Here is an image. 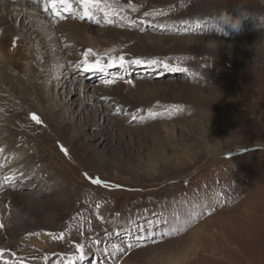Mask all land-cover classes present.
<instances>
[{
    "label": "rangeland",
    "instance_id": "rangeland-1",
    "mask_svg": "<svg viewBox=\"0 0 264 264\" xmlns=\"http://www.w3.org/2000/svg\"><path fill=\"white\" fill-rule=\"evenodd\" d=\"M109 1L129 18L109 24L97 14L93 22L76 21L82 36L63 30L46 37L30 25V37L21 38L0 24V69L17 82L11 99H0V135L32 161L17 172L23 156L0 152V166L16 171L14 180L3 175L0 181L28 186L25 191L51 181L49 191L68 198L45 232L51 239L44 248L38 237H27L18 243L29 251L13 257L21 264H66L81 244L85 259L76 264H150L151 258L164 264L187 253L185 264H264V0ZM237 15L242 28L231 34L222 17ZM195 20L202 25L186 32ZM177 23L179 30L168 29ZM52 46L65 48V55L51 53ZM88 49L96 53L90 62L123 55L170 67L85 73L75 65ZM117 75L124 79L103 83ZM94 133L107 140L102 144ZM97 178L109 187L91 182ZM97 252L103 257L95 258Z\"/></svg>",
    "mask_w": 264,
    "mask_h": 264
},
{
    "label": "bare ground",
    "instance_id": "bare-ground-1",
    "mask_svg": "<svg viewBox=\"0 0 264 264\" xmlns=\"http://www.w3.org/2000/svg\"><path fill=\"white\" fill-rule=\"evenodd\" d=\"M35 2H36L35 0H18L17 2H12L11 0H0V21H1L0 24L4 23L6 25H9L8 30L12 31V33L15 37L19 36L21 38H24L25 34H27V37H30L28 35L29 34L28 29H29L30 25H35V28L38 31H40V33H46L47 34L46 37L52 36L54 33H55L54 35H57L56 33H58V32L63 33V32H61L63 30L64 31L69 30L72 32V34H74V32L76 31L78 34H81V36H82L83 30L80 27V25L78 23H76V21H82V24H86L87 22L95 21V19H93V20H87V19L81 20V19H79V16L83 13V8L78 3V0H69V2L72 4V10L74 11L76 18H73V16H68L69 13L64 11L63 5H60V4L57 5L58 13L56 15H54L53 10L50 7V5L48 8V12L44 11V7L48 3V0H38L39 5H37ZM109 2H110L109 3V5H110V8H109L110 16H109V18L112 21H115L114 20L115 18L116 19L117 18H119V19L120 18H123V19L129 18V16H130L129 12L125 11L119 5L112 3V1H109ZM97 14H99V16L102 17L103 23H107L103 13H96V16H97ZM60 16H63L65 18L61 19ZM73 19H75V20H73ZM126 21L129 22V20H126ZM102 22H98V23H102ZM233 22L239 23V26L236 29H233L232 27L228 28V30H230L231 34H234V33L238 32L239 30H241V28H242V24H241L242 17L239 15L234 16ZM9 23L11 24V26ZM178 23L181 26L187 25L183 21H179ZM178 23H177V26H175V25L170 26L169 25L168 29L179 30L178 29V25H179ZM201 25L202 24H201L200 20H195L192 22L191 27L186 26V28H183V29H186L185 30L186 32H191L194 30V28L196 30L198 28V26H201ZM209 25H213L215 29L216 28L220 29L221 26L223 27V25H221V24L214 25V23H212V22H210ZM87 28L90 29L89 26H87ZM212 30L213 29H211V31ZM185 31L183 30V32H185ZM0 32H1V30H0ZM15 33L19 34V35H16ZM9 34H10L9 37H11L10 32H9ZM0 37L3 38L4 36L0 34ZM59 38H60V36H59ZM82 38H84V37H82ZM47 39L45 38V42H47L48 45H50L51 41L49 43V41ZM71 39H73V38H71ZM68 41H69V39H68ZM74 41H76V39ZM61 43H63V42H61ZM73 44L76 45L74 42H73ZM98 44H99V42H98ZM49 49L51 50V53L56 51V53L58 55H65V51H66V49L62 48L61 46L60 47H53L52 46ZM43 55H44V53H43ZM58 55H55V56L58 57ZM42 68H40V67L37 68L38 73H36V74H37L38 80H40V79L44 80L45 79V78H43L44 73H45V72L43 73V71H45V70H43L44 68L43 69ZM0 78H1L0 99H2V98L11 99L10 94H13V92H14L13 87H14L15 82H16L13 78V75L11 74V72L9 70H8V72H5V71H3V69H0ZM24 78H23V80H24ZM5 81H6V83H10V81H11L10 86L7 88L5 87V85H6ZM29 82L31 83V81H29ZM39 82H41V81H39ZM16 85H17V82H16ZM2 88L4 90L7 89V91H3ZM112 90L115 94H118L116 92L117 90L115 89V87H113ZM23 93H25V92H23ZM16 97L18 98V96H16ZM51 108H49V110L52 113L51 114L52 119L59 121L58 119H61V116L59 115V113L55 114L53 112L55 109L52 110ZM96 109H98V108L96 107ZM100 113H105V111L104 112L100 111L99 114ZM101 119H103V114L102 115L100 114L98 116V118L96 119V121L99 122ZM110 120H111V118H110ZM97 124H98L97 122L92 123V125H96V126H97ZM89 127H91V126H89ZM61 128L62 129H60V130L62 131L63 135L65 137H69L70 136V128L68 126H63ZM96 135L100 139L102 144L107 140L106 134H99L98 135V134L94 133L92 135L93 138L97 139ZM11 141L12 140H10L9 138H5L3 135H0V149H3L2 152H7L8 156H10L11 158H15V159H20L23 156V159H21L20 163L16 162L17 164L16 165L14 164L15 165L14 170L17 171L18 167H24L25 168V167L31 165L32 161L29 159L27 160V157L26 158L24 157V153L21 152V149L17 148L14 145L15 144L14 141L13 142H11ZM84 142L85 141L82 138L79 140H77V138H76L74 145L76 147H78L79 150H83L86 152V149L83 147L84 145L82 144ZM87 154H89V153H87ZM90 158L93 159L91 154H90ZM5 160H6V158H5ZM105 164H103V162H102V164H98V165L103 166ZM0 165H1V162H0ZM16 171L8 170V169H5V168L0 166V178L3 177V175L6 177L13 176L16 173ZM21 177H23V176H21ZM42 181L43 182L36 189H34V188L32 189V187L30 186L29 191L24 190L28 186L23 185V187L20 186L19 188H17V187L13 188L11 186H6L4 184V182L0 181V184L3 183V185L1 186V189H0V223L3 224V227L0 228V249L4 250L3 251L4 254L5 253L7 254V256L2 255V257H0V264H21V261L16 260L13 257V255H16V252L19 250H28L25 247H20L23 245L22 244L19 245V243H18L19 241H24V242L28 241V240H25L27 237H31V236L33 238L38 237L39 242L42 243L41 245L40 244L38 245L41 249H43L44 248L43 245L47 244L49 242V240L51 239L50 235H48V233H45V232H47V230L55 224V219L58 216H61V211L64 209V207L66 205L65 201H67L68 198L66 197V195L58 196V193L55 190H52L51 192L49 191L51 188L54 187L55 183L53 184L51 181L48 182L46 180H42ZM66 213L67 212H65V215H66ZM31 225L34 227L31 228ZM52 237H54V236H52ZM29 240H31V238H29ZM26 245H28L29 247L31 246L29 243ZM26 245H24V246H26ZM109 250L111 251V253L117 252L112 247H110ZM109 250L106 249L104 251L106 252ZM190 251H192V249ZM137 252H135L134 254H136ZM183 253H184V251H183ZM98 255H100V258H101V256L103 257V255H101L97 252L95 258H97ZM188 255H189V253L183 254L177 260H173V259L169 258L167 261L164 262V264H185L188 260V257H187ZM119 256H120V254H118L114 258H112L113 261L115 259H118ZM131 256L133 258L132 254H131ZM132 258L131 259L128 258V261L130 263H131L130 260H132ZM96 262L98 263V261H96ZM149 262H150V264H163L162 262H160L158 260L154 261V259H152V258Z\"/></svg>",
    "mask_w": 264,
    "mask_h": 264
},
{
    "label": "snow or ice",
    "instance_id": "snow-or-ice-1",
    "mask_svg": "<svg viewBox=\"0 0 264 264\" xmlns=\"http://www.w3.org/2000/svg\"><path fill=\"white\" fill-rule=\"evenodd\" d=\"M78 3L82 6L83 8V13L79 16V19L81 20H93L95 19L96 13H103L105 16V20L107 23L111 24L113 23V21L109 18L110 16V12H109V8L110 5L106 2V0H78ZM63 5L64 7V11L70 13L73 18L75 17V13L72 10V4L69 2V0H48V3L45 5L44 7V11L48 12V8L49 5L53 10V14L56 15L58 13V8L57 5ZM129 7H132V5H129ZM147 15V14H146ZM61 19H64L65 17L60 16ZM90 56H96V53H94L92 51V49H88L87 51H85L83 53V60L76 64L75 67L76 68H81L82 65V71L85 73L88 72H92V71H98L101 73H107L109 69L118 67L122 70H126L127 66L132 65V66H138V67H145V68H151V67H155V66H162L165 69H168L170 67V65L165 62V61H158L155 59H151V60H143V59H132V60H126L125 57L123 55L117 57H110L108 59V62L105 64L102 62L101 57L97 56V58L95 59L94 62H90L89 57ZM186 71V69H185ZM117 79H124L123 76H115L112 79H105L103 81L104 84L106 85H110L115 83V81ZM127 83L131 84L132 81L128 80L126 81ZM102 100H107V97H101ZM117 112H119V109H117ZM156 113H154L152 110L148 111V117L149 118H155L156 117ZM32 119L35 120V122L37 124L41 123V120L36 116L33 115ZM133 119L135 120L136 117L133 116ZM61 150L65 153V155H68V152L66 149H64L63 147L61 148ZM3 149H0V152H2ZM6 180L8 181H12L14 180V177H5ZM91 182L93 184L96 185H103L104 187H109V185L103 181H101L100 179H92ZM119 187V186H116ZM3 227V224L0 223V228ZM162 235H167V233H162ZM60 238H63L62 235ZM152 237H145V239H149ZM97 243H99V241H97ZM139 243V241H138ZM129 248L133 247L132 244L128 245ZM76 251L78 253V255H73L71 257H67L64 258V260L66 261V264H76L77 261H83L85 259V251H84V246L81 244H76L75 245ZM3 251L2 249H0V257H2L3 255ZM47 259V258H45Z\"/></svg>",
    "mask_w": 264,
    "mask_h": 264
},
{
    "label": "clouds",
    "instance_id": "clouds-1",
    "mask_svg": "<svg viewBox=\"0 0 264 264\" xmlns=\"http://www.w3.org/2000/svg\"><path fill=\"white\" fill-rule=\"evenodd\" d=\"M222 19L224 20V22L226 24H230L233 29H236L239 26V23H237V22H233V21H231V20H229L227 18H224V17H222Z\"/></svg>",
    "mask_w": 264,
    "mask_h": 264
}]
</instances>
